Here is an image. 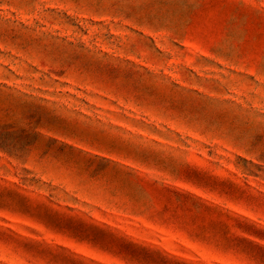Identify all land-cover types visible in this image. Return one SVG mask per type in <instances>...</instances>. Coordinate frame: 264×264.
I'll return each instance as SVG.
<instances>
[{
	"label": "rangeland",
	"instance_id": "obj_1",
	"mask_svg": "<svg viewBox=\"0 0 264 264\" xmlns=\"http://www.w3.org/2000/svg\"><path fill=\"white\" fill-rule=\"evenodd\" d=\"M0 264H264V0H0Z\"/></svg>",
	"mask_w": 264,
	"mask_h": 264
}]
</instances>
